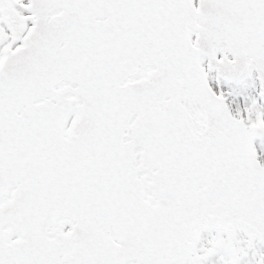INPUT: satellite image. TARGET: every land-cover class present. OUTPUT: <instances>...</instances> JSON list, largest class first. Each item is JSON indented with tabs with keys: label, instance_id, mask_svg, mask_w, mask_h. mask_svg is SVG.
<instances>
[{
	"label": "snow or ice",
	"instance_id": "snow-or-ice-1",
	"mask_svg": "<svg viewBox=\"0 0 264 264\" xmlns=\"http://www.w3.org/2000/svg\"><path fill=\"white\" fill-rule=\"evenodd\" d=\"M0 264H264V0H0Z\"/></svg>",
	"mask_w": 264,
	"mask_h": 264
}]
</instances>
